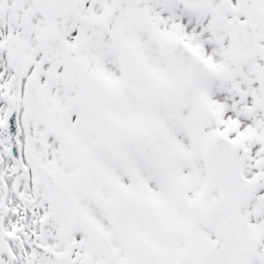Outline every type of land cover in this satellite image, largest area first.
<instances>
[{
	"label": "snow or ice",
	"instance_id": "snow-or-ice-1",
	"mask_svg": "<svg viewBox=\"0 0 264 264\" xmlns=\"http://www.w3.org/2000/svg\"><path fill=\"white\" fill-rule=\"evenodd\" d=\"M0 264H264V0H0Z\"/></svg>",
	"mask_w": 264,
	"mask_h": 264
}]
</instances>
